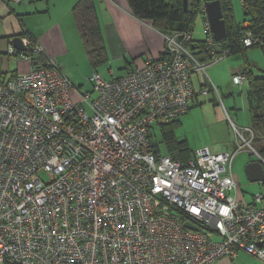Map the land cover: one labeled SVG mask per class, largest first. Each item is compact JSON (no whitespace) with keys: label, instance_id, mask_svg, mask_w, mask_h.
I'll list each match as a JSON object with an SVG mask.
<instances>
[{"label":"built area","instance_id":"built-area-1","mask_svg":"<svg viewBox=\"0 0 264 264\" xmlns=\"http://www.w3.org/2000/svg\"><path fill=\"white\" fill-rule=\"evenodd\" d=\"M200 7L208 61L184 32L162 35L166 56L120 78L93 73L90 92L50 57L0 80V264H215L239 253L264 264V194L240 202L231 171L242 150L264 165L252 130L232 124L242 141L233 153L202 149L186 161L150 147L153 125L176 121L198 94H218L208 81L194 89V76L227 55L214 54ZM22 42L26 52L8 55L31 63L29 48L43 53ZM242 43L258 40L247 33Z\"/></svg>","mask_w":264,"mask_h":264},{"label":"rangeland","instance_id":"rangeland-1","mask_svg":"<svg viewBox=\"0 0 264 264\" xmlns=\"http://www.w3.org/2000/svg\"><path fill=\"white\" fill-rule=\"evenodd\" d=\"M35 1L39 3L38 8H40V5L45 4L44 0ZM200 1L206 3L214 0ZM203 3H200V6H202ZM229 3L236 22L243 23L248 21V18L244 15L240 0H229ZM45 16L46 15H43L42 18ZM38 19L39 18L35 16L25 18V20L32 23ZM52 19V15L50 17L47 16V23L44 22V25L49 26ZM204 21L205 17L201 10L200 14H197L191 27V36L195 42L205 43L207 40L206 33L203 29ZM39 27L41 26L39 25ZM243 27L248 30L250 28V23L246 22ZM77 38L81 43L79 35ZM2 53L3 52L0 53V73H13L20 70L19 64H21L23 60H16L14 57H9ZM83 55L84 57L82 58L79 57L76 59L69 57L65 61L71 73H74L66 75L74 84L73 87L78 88V85L81 86V88L78 89L82 93L92 90L89 79L92 74L95 73L83 74V72H81L84 70V67L91 70L84 52ZM122 65L123 64L120 63L118 66L108 61L97 68L96 73L105 80L121 77L125 73L124 66ZM243 69L247 71V74H249L251 78L264 76V53L260 47L248 48L242 53L239 52L233 55H223L222 59L209 64L205 71V79L211 83L209 87L214 86L218 94L214 89L207 94H198L196 98L192 100L188 112L180 116L176 123L168 126V130L170 129L172 134L170 140H166L163 137V131L160 126L153 125L149 129V133L152 136L153 142L157 145L160 155L165 156L170 154L172 156V154L169 153L171 150L179 154L180 149H183L184 155L193 154L202 149H208L210 152L216 154L223 150H228L229 153H233L236 150L238 144H241L242 141L240 139L236 141L232 124L239 130L243 129L245 126H251V117L247 102L249 82L247 78H245L240 85H236L232 81L233 76L240 75ZM3 75L10 76L12 74H0V77ZM224 108L226 113L224 112ZM245 137L247 138L246 134ZM256 160L257 157L254 154L242 150L236 154L231 165L233 176L236 175V177H238L239 174L242 177L239 188L240 191L245 193L247 198L254 194L257 186L262 187V183L248 182L245 175L246 166ZM252 187H254V189Z\"/></svg>","mask_w":264,"mask_h":264},{"label":"crops","instance_id":"crops-1","mask_svg":"<svg viewBox=\"0 0 264 264\" xmlns=\"http://www.w3.org/2000/svg\"><path fill=\"white\" fill-rule=\"evenodd\" d=\"M44 1L45 4L40 5V8H38L39 3L35 0H22L18 4H12L10 0H0V53L3 52L2 54L9 56L8 49L12 45H9L8 40L20 37L19 35L23 32H27L43 50L42 56L39 58L40 60H35L33 63L23 60L19 55L14 57L16 60H23L22 63L19 64L20 70L13 73H0L12 74L10 76L3 75L0 77V80H6L19 74L28 73L31 69L35 68L36 65L44 67V65L48 63L49 57L54 61L56 59L57 62L55 61V63L59 70L69 79L66 74L74 73H71L65 61L69 57L76 59L84 57L83 52L85 53V50L82 42L80 43L77 38L79 34L72 16V8L78 0ZM203 2H201V4ZM93 5L103 36L107 62L110 61L112 64H117L118 66L122 63L125 71L122 76L140 68L145 59L158 60L160 58L165 46L163 36L150 24L135 19L131 15L126 0H93ZM43 15L46 16L42 18ZM51 15L53 19L52 22L49 23L50 25H44V22L47 23V16L50 17ZM32 16L38 17L41 20L38 19L37 21H33V23L28 22V19L25 20V18ZM39 25L41 27H39ZM15 51L17 53L20 52L17 50ZM81 72H83V74H92L94 70L92 68L89 70V68L84 67V70ZM240 74H242V71ZM202 77L203 76L197 74L193 78L194 86L197 88L202 81L207 83L205 77ZM116 78L120 77H114L113 79ZM69 81L73 87L74 84L70 79ZM77 87L81 88L80 85ZM224 112L226 113V110ZM243 128H250V126H245ZM224 152L226 153L229 151L223 150L219 153ZM254 162L262 163L258 157ZM261 165L263 166V164ZM234 177L238 184L237 198L240 202L250 204L255 194H264V184H261L262 187L257 186L254 194L247 198L245 193L240 191L239 188L242 177L239 174L238 177H236V175ZM252 188L254 189V187ZM215 264L262 263L243 253H239L234 259L219 260Z\"/></svg>","mask_w":264,"mask_h":264},{"label":"trees","instance_id":"trees-1","mask_svg":"<svg viewBox=\"0 0 264 264\" xmlns=\"http://www.w3.org/2000/svg\"><path fill=\"white\" fill-rule=\"evenodd\" d=\"M130 9L131 15L144 23L150 24L161 35L171 36L175 33H190L192 24L197 16L200 14V0H187L188 6L186 10L183 6V0H126ZM221 9L223 12V18L225 21L227 39L221 44L214 42L213 50L217 56L233 55L242 53L248 49L242 43L243 38L247 33H250L254 39L258 40V43L252 45L249 48L260 47L264 53V0H240L243 8V12L250 28L244 29L243 23H238L233 17V11L230 7L229 0H219ZM11 3V1H10ZM72 16L75 20L76 28L84 47L90 67L96 73L97 68L104 65L107 62V54L101 33L100 25L96 16V12L93 5V0H78L72 8ZM22 39L29 40L31 47L35 44V41L28 35L27 32H23L19 35ZM204 42H195L192 38V43L188 45V48L197 56V58L204 62L208 61L211 56L208 54L205 48ZM166 44L164 50L159 59L166 56L165 53ZM31 55V63L35 60H40L42 56L32 53V48L27 51ZM39 63V62H38ZM47 64L44 65L46 67ZM40 68L36 65L35 68ZM247 78L249 82V90L247 92L248 111L251 117V126L254 136L251 141V147L256 153L264 159V76L259 78H251L245 69L242 70V74ZM200 83V82H199ZM202 84L197 88L199 91ZM197 96V95H196ZM177 121V120H176ZM175 122L168 124H157L163 131V137L167 140L171 139L169 125H173ZM164 126V128H163ZM150 147L154 154L160 155L157 145L152 140L150 135ZM173 159H179L186 161L193 157V154H183V149H180L179 154L172 152ZM262 164V163H261ZM264 166V165H263Z\"/></svg>","mask_w":264,"mask_h":264},{"label":"water","instance_id":"water-1","mask_svg":"<svg viewBox=\"0 0 264 264\" xmlns=\"http://www.w3.org/2000/svg\"><path fill=\"white\" fill-rule=\"evenodd\" d=\"M183 6L186 10L188 1L183 0ZM202 7L206 15V20L209 24V32L213 38V41L217 44H221L227 39V32L225 21L223 18V12L219 0L203 3ZM12 46L15 50L20 52H26V48L23 45L20 37L11 39ZM246 179L250 183H264V169L260 162L249 163L245 168ZM184 227L196 230L195 226L188 223L184 224Z\"/></svg>","mask_w":264,"mask_h":264}]
</instances>
